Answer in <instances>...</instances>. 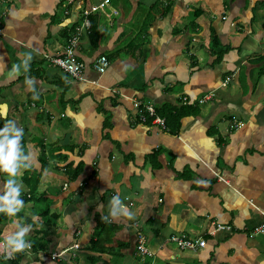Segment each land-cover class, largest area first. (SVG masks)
I'll return each instance as SVG.
<instances>
[{
    "label": "crops",
    "instance_id": "crops-1",
    "mask_svg": "<svg viewBox=\"0 0 264 264\" xmlns=\"http://www.w3.org/2000/svg\"><path fill=\"white\" fill-rule=\"evenodd\" d=\"M162 1L157 10V0H109L96 15L97 49L89 33L75 48L85 66L77 81L49 59L64 54L78 9L66 14L65 0H0V124L6 111L23 129L33 171L41 145L50 154L73 148L41 178L47 199L34 212L49 209L43 221L56 229L47 252L25 255L31 264H264V233H254L264 223V0ZM21 53H31L28 69L10 75ZM100 56L110 62L104 74L93 65ZM134 98L153 103L167 129L138 125ZM70 163L84 166L75 181L64 173ZM117 194L133 215L105 223L101 251L90 249L95 219ZM174 234L207 246L182 251L168 241ZM140 235L152 257L137 249Z\"/></svg>",
    "mask_w": 264,
    "mask_h": 264
},
{
    "label": "clouds",
    "instance_id": "clouds-1",
    "mask_svg": "<svg viewBox=\"0 0 264 264\" xmlns=\"http://www.w3.org/2000/svg\"><path fill=\"white\" fill-rule=\"evenodd\" d=\"M77 1H79V0H73V3L69 4L68 0H65V3L63 6L65 8L66 14H69V12H70L69 10L73 6H75L78 9V5H76ZM106 1L109 2V0H103L101 2V4L92 5L91 7H86V4L84 2V4L78 9V11H79L78 14H79L80 20L78 19V21H77V26H78L77 28H79L82 25L83 14L86 11H90L92 13V15H96V14H98V13L100 14L103 11H105L106 9L110 8L109 7L110 2L107 4V3H105ZM101 5H103V6L101 8H99L97 11H95V12L91 11L93 7H97V6H101ZM115 13H117V12H115ZM91 16H90V19H91ZM91 27H92V25H91ZM73 35H75V33H73ZM82 36H83V34L81 35V37ZM69 39H71V37ZM19 55L23 57L21 60V64L12 65L11 69L9 70L10 75L13 73L19 72L21 65H23L25 71H27V69H28L29 62L32 58L31 53H27V54L21 53ZM64 74H66V73H64ZM231 79H232V76L229 77L225 83L221 84L220 87L216 88V90L226 88ZM72 80H74V79H72ZM27 83H31V81H27ZM212 93L214 94L213 91L210 92V94H212ZM210 94L204 95V97L208 96ZM134 101H140L141 103H150V102H144L142 99H135L134 98L132 100L133 108H134ZM183 103L187 104L184 101H183ZM204 103H206V102H204ZM135 112H136V117H137L138 112L136 109H135ZM158 115H159V112H158ZM6 117H7V112L5 111L3 113V118L5 119V122H4L3 126L0 127V173L7 174V179L4 183L3 189H0V213L6 214L10 217H14L17 215V213H19L21 211V209L24 206V200L21 198L23 184H22V180L19 178L20 173L22 170H28V169H31L33 167L34 155L30 150H28L27 153H25V151H24L22 144H25L26 146H27V144L25 142H23V140H25V134H23V129L18 126V124L15 120L7 119ZM136 117H135V120L137 119ZM159 117H161L165 121V126H166V119L164 117H162L161 115H159ZM149 121L152 124V120H148L147 123H143V124L140 123L139 121H137V124L138 125H145V124L148 125ZM153 126H156V125H153ZM166 129H167V126H166L165 130ZM33 145H35V144H33ZM40 154L42 155V147L40 149ZM64 173H66L65 169H64ZM4 177H6V176H4ZM22 178H23V176H22ZM66 186H67V184H65V187ZM125 207H126V205L123 204L120 196L118 194L114 195L109 200L108 214L102 215L101 221L104 223H111L114 219H116L120 216H126L128 218H131L133 214L130 212H126ZM30 228H31V225H28V226L21 225L18 227L17 231H15L12 235L8 236L3 241L5 251L7 253L11 254V253L20 252V251L24 250L25 254L29 255L28 251L32 252V249H31L30 241H28L26 239V236H27V233L29 232ZM29 247H30V249H29Z\"/></svg>",
    "mask_w": 264,
    "mask_h": 264
},
{
    "label": "trees",
    "instance_id": "trees-1",
    "mask_svg": "<svg viewBox=\"0 0 264 264\" xmlns=\"http://www.w3.org/2000/svg\"><path fill=\"white\" fill-rule=\"evenodd\" d=\"M166 2L162 1L160 2V0H157V6H155V9L157 8V10L159 9V5H164ZM111 5V3H110ZM114 8V7H113ZM167 9V8H166ZM148 11V10H147ZM149 14L146 18V22L144 25V30H146L148 23L150 22V19L152 18V13L151 11H148ZM201 10H195V12L193 13L194 17H197L198 15H200ZM99 14V13H98ZM97 15V14H96ZM96 15H92L91 16V29L90 31H84V33H89V37L92 40V46L94 49H97L98 47V41H99V29H98V22L99 19ZM78 27V26H77ZM76 27V29H77ZM75 29V30H76ZM75 32V31H74ZM70 37L68 36L66 45H69V39ZM117 54V53H116ZM159 115H161L162 117H164L162 115L161 112H159ZM137 119L135 120V122L137 123ZM2 126V124H0V127ZM36 139V138H35ZM23 142H25V140H23ZM25 153L28 152L29 148L25 145L22 144ZM42 147V155L39 159V165L40 168L39 170H32L28 169L25 170V173L23 175L22 181L25 183V185L28 187V193H26L25 195L21 196V198L24 200V206L26 207L28 203H32L34 204V207L37 208L42 202H45L47 198L43 196H41L38 192V188L39 185L41 184V178L43 177V175L45 174V172L48 171V169L50 167H56L57 168V164H63L66 159H67V153L68 151H73L72 147H57L55 149H53L51 151V154L49 152H47L43 146ZM73 163H70L68 165L65 166V171L68 174V176L71 178L72 181L77 180L83 173H84V166L79 163L77 165L76 168H73L74 166H72ZM0 175L2 177L7 176V174L5 173H0ZM36 194L38 197H36ZM35 214V212H33ZM50 211L49 209L46 210L43 214L40 215V218L37 220H32L30 218H27L24 223H26L27 225H33L34 227V236L29 239L30 241V245H31V249H32V256H35V254H41L44 252H47L49 250V248L52 245V241L50 239L52 233L55 231L56 226L52 225L49 221L45 222L43 221V218L46 217L47 215H49ZM23 217V209H21V211L19 213H17L16 216H14L15 219H17L18 221L21 220V218ZM51 217H53V223H55L58 219H59V214H52ZM97 220V223H95V226L93 228L92 231V238H91V242H90V249L92 248L93 250H98L101 251V249H97V246L99 245V243H97L96 239L101 237V233L103 232V228H105V223L102 222L100 220V218L95 219V221ZM9 222V216L3 213H0V225L4 226L5 223ZM44 226V228L42 227ZM39 229L41 231H39ZM1 232V231H0ZM175 235V234H174ZM172 235V236H174ZM2 236L0 233V242H2ZM171 238V237H170ZM169 238V242L171 243ZM139 238L137 236L136 241H138ZM172 244V243H171ZM174 245V244H172ZM138 249V248H137ZM25 251H20L17 252V256L15 258L14 261H2L0 262V264H23V260H26V256H25ZM29 256V255H28ZM28 258V257H27ZM27 261V260H26ZM73 263L72 264H78V260L77 259H73ZM61 262H63L62 260L58 263L60 264ZM26 264H31V262L27 261Z\"/></svg>",
    "mask_w": 264,
    "mask_h": 264
},
{
    "label": "built area",
    "instance_id": "built-area-1",
    "mask_svg": "<svg viewBox=\"0 0 264 264\" xmlns=\"http://www.w3.org/2000/svg\"><path fill=\"white\" fill-rule=\"evenodd\" d=\"M69 4L73 3V0H68ZM105 3H109L106 1ZM101 6L93 7L92 12L97 11ZM92 13L90 11H86L83 14V22L82 25L77 28V32L75 35H73L69 41V45L65 48L64 56L63 57H55L53 59H49L50 63L54 66L59 68L62 72L66 73L68 76H70L74 80L82 81L84 80V74H85V66L84 64L79 60L77 53L75 52V48L79 43V40L81 38V35L84 31H88L91 29V21L90 16ZM3 30L0 26V36H2ZM110 67L109 59L106 56H100L94 64L95 70L100 73L104 74L108 68ZM215 94H210L208 96H205L206 100L200 101L201 103L207 102L211 100ZM134 108L137 110V120L140 123H147L148 120H152V125H158L161 128L165 129V121L159 117L157 109L155 105L152 103H141L140 101H134ZM217 229L224 230L225 228L221 225L218 226ZM255 234H262L264 233V223L257 227L254 231ZM170 241L172 244H174L175 247L182 251H197L200 249H205L207 246L206 240L203 238L198 239H192L186 234H175L174 236H171ZM146 239L144 236L140 235L138 240V250L143 256L152 257L151 252L145 247ZM78 248V246H77ZM30 249V247H29ZM17 256V252L15 253H7L5 251L3 241L0 242V262L2 261H14ZM57 257H54L56 259Z\"/></svg>",
    "mask_w": 264,
    "mask_h": 264
},
{
    "label": "rangeland",
    "instance_id": "rangeland-1",
    "mask_svg": "<svg viewBox=\"0 0 264 264\" xmlns=\"http://www.w3.org/2000/svg\"><path fill=\"white\" fill-rule=\"evenodd\" d=\"M146 1H148V0H146ZM141 2H143V3H145L144 2V0H141ZM145 4H147V3H145ZM144 7L147 9V6L146 5H144ZM141 12H143V15L146 13V10L145 9H142L141 10ZM165 24V23H164ZM194 41V40H193ZM195 41H197V39H195ZM203 104H205V103H203ZM202 104V105H203ZM60 108L61 109H67V108H70V104L69 103H66V102H64L63 104H61L60 105ZM3 186H4V182L2 183V189H3ZM26 193H28V191H27V188L26 187H22V194H21V196H23V195H25ZM36 197H38L37 196V194H36ZM23 209V217L21 218V220L20 221H18L17 219H15L14 217H10L9 216V222L7 223H5L4 225H6L7 227H9V229H6V230H2V232H0L1 233V236L2 237H4V238H7L8 236H10V235H12L15 231H17L18 230V227L19 226H21V225H24V226H28L26 223H24V221L27 219V218H30V219H32V220H37V219H39L40 218V215L41 214H43L45 211H41L40 213H38L37 215L36 214H34L33 212H34V204H33V202L32 203H28L27 204V206L26 207H23L22 208ZM57 210H59V209H57ZM5 226H0V228H4ZM32 227V226H31ZM33 228V227H32ZM34 230V229H33ZM39 231H41L40 229H39ZM27 234H32V231L31 230H29V232L27 233ZM50 239H51V237H50ZM5 239H3V241H4ZM80 248H81V246H80ZM73 249V248H72ZM75 249H77V247H74V250ZM77 252V251H76ZM54 257H58L57 255H54L53 256V259H54ZM61 257H63V256H61ZM32 257H28V260H29V262H33V260L31 259ZM102 259H103V257H102ZM31 260V261H30ZM26 261L25 260H23V264L25 263Z\"/></svg>",
    "mask_w": 264,
    "mask_h": 264
},
{
    "label": "bare ground",
    "instance_id": "bare-ground-1",
    "mask_svg": "<svg viewBox=\"0 0 264 264\" xmlns=\"http://www.w3.org/2000/svg\"><path fill=\"white\" fill-rule=\"evenodd\" d=\"M0 26L2 27V30H3V26H2V24L0 23ZM77 32V30H75V32L74 33H76ZM3 35V34H2ZM1 37V36H0ZM64 56V54L62 55V56H58V57H63ZM81 61V60H80ZM82 62V61H81ZM83 63V62H82ZM95 64V63H94ZM93 64V65H94Z\"/></svg>",
    "mask_w": 264,
    "mask_h": 264
}]
</instances>
